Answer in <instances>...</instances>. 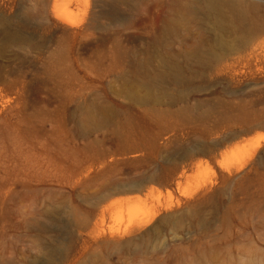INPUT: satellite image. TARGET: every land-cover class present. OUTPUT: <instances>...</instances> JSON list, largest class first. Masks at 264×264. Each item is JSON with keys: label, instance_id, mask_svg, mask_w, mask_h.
I'll use <instances>...</instances> for the list:
<instances>
[{"label": "rangeland", "instance_id": "obj_1", "mask_svg": "<svg viewBox=\"0 0 264 264\" xmlns=\"http://www.w3.org/2000/svg\"><path fill=\"white\" fill-rule=\"evenodd\" d=\"M69 8L0 0V264H264V0Z\"/></svg>", "mask_w": 264, "mask_h": 264}, {"label": "bare ground", "instance_id": "obj_2", "mask_svg": "<svg viewBox=\"0 0 264 264\" xmlns=\"http://www.w3.org/2000/svg\"><path fill=\"white\" fill-rule=\"evenodd\" d=\"M59 0H52V8L54 11L55 16L58 20L65 23L68 27H71L75 24V21L72 19V15L70 12L69 5H71V0L66 2H58ZM229 0H203L205 4V8L210 12H214L220 5L227 3ZM0 30H1V39H17L22 37L21 32L18 31H11L5 26H3V22L0 20ZM175 80L178 79L177 74H172Z\"/></svg>", "mask_w": 264, "mask_h": 264}]
</instances>
